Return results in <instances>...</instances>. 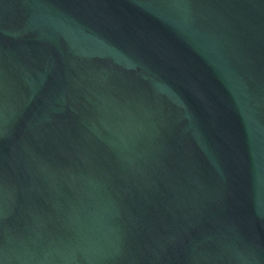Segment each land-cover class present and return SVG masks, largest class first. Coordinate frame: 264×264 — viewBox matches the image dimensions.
I'll list each match as a JSON object with an SVG mask.
<instances>
[{"label":"water","instance_id":"water-1","mask_svg":"<svg viewBox=\"0 0 264 264\" xmlns=\"http://www.w3.org/2000/svg\"><path fill=\"white\" fill-rule=\"evenodd\" d=\"M0 264H264V0H0Z\"/></svg>","mask_w":264,"mask_h":264}]
</instances>
